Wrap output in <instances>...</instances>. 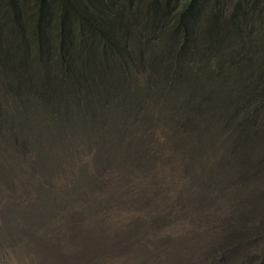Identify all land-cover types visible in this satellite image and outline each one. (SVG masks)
I'll use <instances>...</instances> for the list:
<instances>
[{
    "label": "trees",
    "instance_id": "trees-1",
    "mask_svg": "<svg viewBox=\"0 0 264 264\" xmlns=\"http://www.w3.org/2000/svg\"><path fill=\"white\" fill-rule=\"evenodd\" d=\"M0 217V264H264V0H0Z\"/></svg>",
    "mask_w": 264,
    "mask_h": 264
},
{
    "label": "rangeland",
    "instance_id": "rangeland-1",
    "mask_svg": "<svg viewBox=\"0 0 264 264\" xmlns=\"http://www.w3.org/2000/svg\"><path fill=\"white\" fill-rule=\"evenodd\" d=\"M151 103L148 102V101H145L143 103H140V104H137V105H150ZM111 108V106H110ZM114 117H118L120 118V115H115ZM120 127V126H119ZM129 127L131 128V131L138 137V141L140 142V146L142 148H147V149H152L150 150L149 152L153 153V156H156V157H159L161 156L160 153L156 152L153 150V143L150 142L149 140L153 141L151 138H149L146 134H144L142 131L138 130V129H135L132 125H129ZM147 171L148 172H153V175L154 174H159V173H168V165H164V164H161L159 165L158 163H147ZM168 178H171L169 175H167ZM183 178V176H182ZM150 179L151 178H145V185L147 187L150 188ZM184 181V180H183ZM155 185H154V177H153V197L155 196ZM169 194V191L168 190H165L163 191L162 193H160V196L163 198L162 199V202L164 204H169L170 201H171V198L172 196L171 195H168ZM167 195V196H166ZM145 216L142 217V221L144 223H149L150 221H153V216H154V213H153V207H147L146 210L143 212ZM130 215H127L125 218H121L122 220H117V219H113L112 220V223L114 226H118L120 223L124 222ZM1 220H3L2 217H0V223L2 222ZM3 221H8V219H5ZM25 225V222L20 220L15 226L14 228L17 229V230H21V229H24L23 226ZM2 230L4 231V229L2 228ZM164 233V230H162L160 232V234ZM6 251H7V248H6ZM8 254L10 255L9 253V250H8ZM9 257V256H7ZM9 260H10V263L13 264L12 260H11V257H9Z\"/></svg>",
    "mask_w": 264,
    "mask_h": 264
}]
</instances>
